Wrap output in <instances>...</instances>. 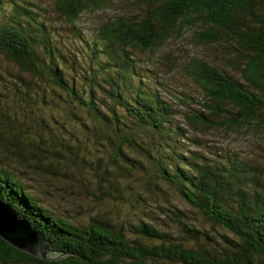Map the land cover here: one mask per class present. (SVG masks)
Returning <instances> with one entry per match:
<instances>
[{
	"label": "trees",
	"instance_id": "trees-1",
	"mask_svg": "<svg viewBox=\"0 0 264 264\" xmlns=\"http://www.w3.org/2000/svg\"><path fill=\"white\" fill-rule=\"evenodd\" d=\"M133 1L136 13L108 18L94 38L77 30L84 53L64 49L56 25L29 1L0 0V54L17 68L0 70V198L55 250L69 252L43 260L0 236V264H264L262 169L236 153L209 158L186 147L201 143L178 121V100L151 83L134 54L164 47L189 29L198 45L236 44L245 82L205 58L185 62L205 98L183 94L187 122L264 127V0ZM114 2L55 5L76 27L87 11ZM12 162L90 188L112 204L110 217L83 222L56 213ZM55 190L49 191L60 194ZM153 204L164 214L159 226L146 219ZM190 210L216 233L199 226Z\"/></svg>",
	"mask_w": 264,
	"mask_h": 264
},
{
	"label": "rangeland",
	"instance_id": "rangeland-1",
	"mask_svg": "<svg viewBox=\"0 0 264 264\" xmlns=\"http://www.w3.org/2000/svg\"><path fill=\"white\" fill-rule=\"evenodd\" d=\"M30 4H25L44 15L48 20L56 25V39L58 43L68 51L84 50L85 43L77 34V30H83V35L92 39L96 36L99 27L108 20L120 14H132L138 11L139 5L133 0H115L111 7L101 11H87L77 22L76 27L70 24L66 19L58 16L56 10L55 0H26ZM6 5H4L5 7ZM10 10V6L6 11ZM5 9L0 7V17ZM193 37V29H189L184 36L174 37L164 47L154 51H141L134 49V54L138 62L142 64L144 73L148 75V79L155 86L161 88L162 92L167 96L174 97L179 109L178 121L187 127L190 138H198L201 145L195 144L193 141L187 142L186 147H190L206 157L214 158L218 155H239L243 159L249 160L252 164L258 165L263 171L264 179V127L254 124L247 126H237L234 129H226L225 127H216L206 129L201 126L188 124L187 115L191 112L190 107H186L180 98L183 94H190L198 99L205 100L202 91L198 85L187 75L184 65L187 59L191 56H199L209 60L211 63L217 65L221 69L228 71L238 80L245 82L240 69L236 65L241 63L236 48V44H195ZM16 66L10 62L3 54H0V70L14 71ZM151 70V71H149ZM192 108L201 109V106L196 105ZM214 118L220 120L222 117ZM0 157L5 158V151L0 145ZM13 165L24 169L21 173L23 180L30 187L31 191L35 193L42 202L49 205L56 213L71 217L72 219L92 222L96 219H108L112 204L105 203L97 199L90 188L78 182L67 181L66 179L50 178V176L36 174L32 170H28L20 164L13 163ZM66 183L73 186L66 190ZM59 186L60 190L54 189ZM49 190H55L51 193ZM162 200V199H161ZM171 202L181 208L191 209L189 205L179 197L171 196ZM189 213H192L190 210ZM198 214V213H196ZM193 216L200 219L198 225L205 226V228L214 232L217 231L211 223L205 221L202 215ZM149 217L146 219L149 222L160 225L163 223L161 219L164 217L153 204L149 212ZM155 218V219H154ZM222 231L221 228L218 229ZM219 238V236H218Z\"/></svg>",
	"mask_w": 264,
	"mask_h": 264
},
{
	"label": "water",
	"instance_id": "water-1",
	"mask_svg": "<svg viewBox=\"0 0 264 264\" xmlns=\"http://www.w3.org/2000/svg\"><path fill=\"white\" fill-rule=\"evenodd\" d=\"M0 236L18 250L43 260H53L69 252L55 250L43 232L0 198Z\"/></svg>",
	"mask_w": 264,
	"mask_h": 264
}]
</instances>
